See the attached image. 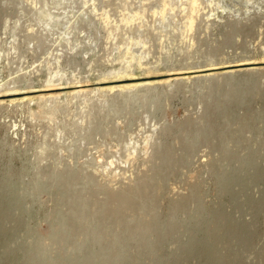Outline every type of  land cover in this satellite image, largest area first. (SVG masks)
<instances>
[{"label": "rangeland", "instance_id": "374dc122", "mask_svg": "<svg viewBox=\"0 0 264 264\" xmlns=\"http://www.w3.org/2000/svg\"><path fill=\"white\" fill-rule=\"evenodd\" d=\"M0 264H264V0H0Z\"/></svg>", "mask_w": 264, "mask_h": 264}, {"label": "bare ground", "instance_id": "6f19581e", "mask_svg": "<svg viewBox=\"0 0 264 264\" xmlns=\"http://www.w3.org/2000/svg\"><path fill=\"white\" fill-rule=\"evenodd\" d=\"M191 22V21H190ZM135 83H138L136 86H138L139 84H141V83H139V82H135ZM143 84H146V83H143ZM129 84H124V85H122L121 84V86L120 87H125V86H128ZM117 202H118V206L119 207H123V208H125L126 206H127V204H128V194L127 193H124L123 195H120L119 197H118V200H117ZM222 219V218H221Z\"/></svg>", "mask_w": 264, "mask_h": 264}]
</instances>
